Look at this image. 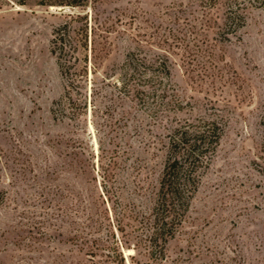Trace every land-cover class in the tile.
<instances>
[{
  "label": "rangeland",
  "instance_id": "1",
  "mask_svg": "<svg viewBox=\"0 0 264 264\" xmlns=\"http://www.w3.org/2000/svg\"><path fill=\"white\" fill-rule=\"evenodd\" d=\"M203 120L152 243L174 129ZM0 264H264V0H0Z\"/></svg>",
  "mask_w": 264,
  "mask_h": 264
},
{
  "label": "trees",
  "instance_id": "2",
  "mask_svg": "<svg viewBox=\"0 0 264 264\" xmlns=\"http://www.w3.org/2000/svg\"><path fill=\"white\" fill-rule=\"evenodd\" d=\"M220 131L215 120H203L191 131L174 129L169 155L159 180L150 242L165 245L168 238L173 237L197 189L200 169L206 167L210 158L206 153L215 150Z\"/></svg>",
  "mask_w": 264,
  "mask_h": 264
}]
</instances>
